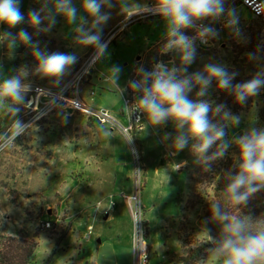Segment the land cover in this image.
<instances>
[{
  "label": "rangeland",
  "instance_id": "374dc122",
  "mask_svg": "<svg viewBox=\"0 0 264 264\" xmlns=\"http://www.w3.org/2000/svg\"><path fill=\"white\" fill-rule=\"evenodd\" d=\"M80 2L73 0L78 9ZM153 4L154 0H107L102 10L109 19L98 27L93 17L80 13L87 21L83 27L98 34L101 41L112 28L115 31L81 84V93L91 105L116 113L130 109L129 82L141 67L149 70L153 61L169 59V68H182L177 52L164 51L165 23L159 16L146 15L123 27L125 18ZM57 7L56 0H21L20 4L25 16L30 9H43L41 16L46 17L48 9L55 14ZM225 7L237 10L239 35L229 26L227 12L215 20H203V26H211L217 35L207 36V45L196 46L194 61L179 76H191L216 64L236 74L235 85L264 71V20L252 16L240 0H226ZM55 21L50 24L44 19L39 29L27 23L11 29L0 25V82L19 77L23 82L54 87L96 50L80 42L77 27L81 21L72 24L60 14H55ZM21 28L29 32L31 43L4 35ZM191 32L186 30V34ZM36 48L73 54L78 63L57 84L35 72ZM115 66L121 71L114 83L111 69ZM89 90L94 95L88 96ZM199 90L194 83L189 98L209 103L211 111L228 95V90L217 88L215 80L206 95H197ZM230 95L234 97L232 90ZM13 104L20 108L12 99L0 103V130L14 113L8 110ZM225 112L230 116L225 117ZM220 114L229 147L223 157L216 156L217 170L206 176L202 166L198 173L201 158L193 151L198 141L190 139L185 149H175L178 132L171 121L153 125L143 115L130 144L119 130L69 109L46 114L0 152V234L36 241L28 264H131L139 239H134L135 229L141 224L148 249L146 264H191L186 261L188 249L202 242L208 247L199 264H219L213 250L222 225L210 215L208 205L214 187L228 173L227 156H232L237 138L253 127L264 129V88L246 104L232 100ZM233 116L240 117L238 126L232 123ZM218 150L207 154L215 156ZM46 221L51 222L49 227ZM209 233L216 242L208 239Z\"/></svg>",
  "mask_w": 264,
  "mask_h": 264
},
{
  "label": "clouds",
  "instance_id": "9594fccd",
  "mask_svg": "<svg viewBox=\"0 0 264 264\" xmlns=\"http://www.w3.org/2000/svg\"><path fill=\"white\" fill-rule=\"evenodd\" d=\"M107 0H81L78 9L73 0H56L58 7L55 14L63 15L67 22L78 25L80 42L85 46H92L97 49L99 55L106 51L107 44L101 41L98 34L88 31L83 24L87 21L80 13L93 17L99 23L109 19L107 13L102 9ZM21 0H0V25L8 29L27 23L31 27L39 29L44 19L50 24H55V14L48 9L46 17L41 16L43 9H30L27 16L21 11ZM226 0H154L153 5L147 8V14L159 16L165 23V52H177L182 68H169L163 62L155 64L149 71L139 69L140 79L131 80L129 88L140 93L136 100L137 110L153 125L171 121L177 129L178 135L174 140V147L183 150L188 146L189 140L198 141L193 145V151L206 163L209 159L208 150L220 141L219 150L215 153L217 157H223L229 144L225 140L226 131L224 127H217L209 120L211 106L209 103L196 102L189 98L188 93L193 89L194 83L200 86L197 93L204 96L212 81H216L219 90H232L235 100L240 104H246L248 98L260 94L264 88V71L257 72L253 78L243 83L232 84L235 73L229 74L225 67L216 64H208L203 72H196L193 75H178V72L187 73V65L195 59L194 40L186 34L187 29L197 28V22L205 19H218L228 13V23L239 35V16L235 8L226 9ZM111 7V5H108ZM45 8L47 5L44 6ZM131 18V17H129ZM200 36H215L216 30L211 26L200 25ZM47 30V29H43ZM4 35L10 39L19 38L24 43H31L29 32L21 28L16 34L7 31ZM205 42V41H202ZM255 58L254 54H250ZM36 61L35 72L41 77L51 78L57 84L69 71L70 67L78 63L73 54L63 52L45 53L36 48L34 53ZM95 59V57H93ZM91 62V61H90ZM120 67L111 69L113 82L119 79ZM32 88L31 84H24L19 77H11L0 82V103L12 99L20 104L26 103L27 92ZM123 95V92H121ZM223 105L217 107V113ZM8 110L14 113L19 112L15 104L9 105ZM225 117L230 113L225 112ZM232 123L240 124V117H231ZM24 125L20 120L15 123V131L11 139L22 134ZM129 143H132L129 137ZM236 144L239 150L238 171L230 174L226 192L234 206L247 205L250 197L264 188V129L251 128L247 133L237 138ZM176 170H179L177 167ZM170 179V178H169ZM210 215H214L217 222L222 225L221 237L218 246L213 250V258L219 264H264V227L252 231L249 227L251 217L229 216L219 203H213L210 208ZM208 239L216 242L208 234Z\"/></svg>",
  "mask_w": 264,
  "mask_h": 264
},
{
  "label": "built area",
  "instance_id": "2783aa9c",
  "mask_svg": "<svg viewBox=\"0 0 264 264\" xmlns=\"http://www.w3.org/2000/svg\"><path fill=\"white\" fill-rule=\"evenodd\" d=\"M240 3L252 16L264 20V0H240ZM146 10L147 9H140L134 15L129 16L131 18H125L127 21L123 23V27L130 24L133 20L149 15ZM197 24V28L192 29V32L187 34L194 40L195 48L197 45L200 46L208 44L207 36H200V25H203L202 21L197 22ZM114 35L115 31L112 28L104 37L102 42L108 45L111 43ZM100 56L101 55L98 54L96 49L66 81L54 87L41 83L22 81L24 84H31L32 88L26 94V103H19V112L12 113L10 120L3 127H1L0 152L17 138L16 137L14 140L11 139V136L15 131V123L17 120H20L23 123L25 131L32 125L36 124L42 117L46 116V114L57 109H69L73 112L82 114L94 123L107 125L119 130L129 139L133 131L141 127L143 119V114L139 110H137L136 115H132V110L136 108V101L134 97L139 96L140 93L132 91L128 87L129 97L127 98V102H130V109L127 108V110H122V112L118 111L117 113L106 108L91 105V103H89L81 93L82 82L85 78H87V75L90 74V69L94 67ZM93 57H95V59H93ZM169 61V59H157L151 63L149 71L154 68L155 64L161 62L170 67ZM139 79L140 75L135 73L131 80ZM87 95L92 96L94 95V92L89 90ZM122 119H125V121L123 122ZM132 199L135 200L136 196L132 197ZM50 223V221H46V227H49ZM89 227L91 226H88V228ZM144 232V227H142L141 224L137 225L134 239L139 238L137 244L138 246L133 252L131 264H146L148 249ZM139 235L141 236L137 237Z\"/></svg>",
  "mask_w": 264,
  "mask_h": 264
},
{
  "label": "trees",
  "instance_id": "16d2710c",
  "mask_svg": "<svg viewBox=\"0 0 264 264\" xmlns=\"http://www.w3.org/2000/svg\"><path fill=\"white\" fill-rule=\"evenodd\" d=\"M230 94L231 90H228V95H223L219 104L215 106L214 110L209 112L210 122L217 127H222L220 125H223V115H221L220 112L217 113V107L219 105H223V107L228 108V106L232 104V100H235ZM220 143L221 142L219 140L216 141L209 151L217 149ZM231 150L232 156H227L229 159L226 163V166L228 165V168L226 169L228 173L223 174L220 179V183L214 187L213 199L209 202L208 207L210 206L211 208L213 203H219L222 209L230 216H240L241 218L250 216L251 223L249 224V227L254 232L259 228L264 227V188L253 194L247 205L234 206L231 203L229 195L226 192V188L228 183H230V174H235L236 171H238V146L236 145V147ZM207 156L209 157L207 163L203 159H200L198 164V173L200 167L202 166V174L205 176L207 173H211L213 168L217 170L214 163V160L217 157L211 154H207ZM217 165H219L218 162ZM178 239H181V237ZM36 246V241L32 239L0 234V264H28ZM207 247V242H202V244L196 247H190L188 249L186 261L191 264H199L200 262L203 263L207 254Z\"/></svg>",
  "mask_w": 264,
  "mask_h": 264
},
{
  "label": "water",
  "instance_id": "95a60500",
  "mask_svg": "<svg viewBox=\"0 0 264 264\" xmlns=\"http://www.w3.org/2000/svg\"><path fill=\"white\" fill-rule=\"evenodd\" d=\"M120 112H122V110H120Z\"/></svg>",
  "mask_w": 264,
  "mask_h": 264
},
{
  "label": "crops",
  "instance_id": "0c3cea01",
  "mask_svg": "<svg viewBox=\"0 0 264 264\" xmlns=\"http://www.w3.org/2000/svg\"><path fill=\"white\" fill-rule=\"evenodd\" d=\"M139 11V10H138Z\"/></svg>",
  "mask_w": 264,
  "mask_h": 264
}]
</instances>
